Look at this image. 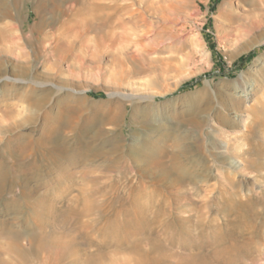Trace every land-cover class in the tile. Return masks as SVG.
<instances>
[{"label":"rangeland","instance_id":"rangeland-1","mask_svg":"<svg viewBox=\"0 0 264 264\" xmlns=\"http://www.w3.org/2000/svg\"><path fill=\"white\" fill-rule=\"evenodd\" d=\"M40 1L26 3L23 10V17L28 18L26 23L35 22L36 11L45 18L51 16L48 2ZM228 1L186 0L183 21L173 28L174 34L182 35L178 39L180 43L177 41L176 48H168L163 53L139 56L130 51L132 54L124 55L109 47L102 49V53L91 44L83 53V60H73V66L80 64L81 67H69L65 62L61 66L63 70L57 72L53 69L55 60L48 58L47 52L36 54L40 56L36 64L32 47L27 48V52L31 51L29 63L34 80L47 84V91L43 93L50 96L44 110H37L32 122L30 93L33 88L35 92L41 88L31 82L16 83L12 79L29 80L0 69V165L29 171V178L0 200V219L16 215L24 220L23 226H31L37 232L41 226H63L62 216L70 208L92 204L91 215L72 217L68 226H90L93 234L105 226H173L177 235L187 236L191 243L197 244L191 253L198 251L195 254L202 255L210 254L215 247L211 236L202 234L215 231L222 235L225 248L236 250V253H227L217 264H264V129H261L264 128V86L261 84L257 94L244 105L235 98L232 84L264 51V42L251 45L264 39V18L262 25L251 34L236 30L235 25L231 28L225 13ZM229 32L232 37H227ZM115 50L118 56L122 54V60L117 58ZM170 53L180 55V59L183 55L193 57L186 62L185 56L186 64L165 78L160 73L164 62L172 58ZM13 61V58L7 59L5 67ZM207 81L212 85L211 90L205 87ZM59 87H63L61 101L57 97ZM108 91L117 92L122 98L132 96V92L134 96L152 95L154 102L170 101V106L141 113L149 123V130H141L137 125L141 119L133 117L132 105L120 110L119 103L109 99ZM141 104L147 102L144 100ZM236 113L238 118H234ZM245 116L250 133L244 130V125H237L238 119ZM239 130L245 134L238 133ZM51 132H57L53 147L40 149L39 144ZM177 139L182 142L178 148L174 144ZM198 139L205 141L206 150L195 147ZM132 141L147 145H129ZM29 142L34 144L31 150H28ZM64 142L69 144L65 146L71 158L56 147ZM17 155L25 158L30 155L31 167L26 162L18 163ZM244 160L263 164L251 168ZM231 161L240 162V167L232 168ZM66 164H70L66 177L45 186L44 177ZM29 189L33 191L31 198L23 197L20 192Z\"/></svg>","mask_w":264,"mask_h":264},{"label":"bare ground","instance_id":"bare-ground-1","mask_svg":"<svg viewBox=\"0 0 264 264\" xmlns=\"http://www.w3.org/2000/svg\"><path fill=\"white\" fill-rule=\"evenodd\" d=\"M43 1H45V3L48 2V4L46 5L51 8H49L51 10V16L49 18H45L40 14V12L36 11L35 22L31 24V22L26 23L25 19L27 20L28 18L23 17L24 7L26 3L31 2V0H0V69L3 71H13L21 77L28 78L29 80L25 82L26 79H12L16 83L19 82L26 84L27 82H31V84L39 86V88H41L36 92L34 91L35 88H33L30 93L32 94L30 107L31 122L34 119L37 110H44L45 105L50 99V96L49 93H43L47 91L45 90V86L47 84L36 83V81L34 80L35 74L34 72H32L31 65L29 63L31 51L27 52V48L32 47V54L34 57L33 60H35L36 64H38L37 60L40 57H38V55L36 54H39L41 51L47 52V54H49L48 58L52 57L55 60V67L53 69L57 70L58 72L59 70H63L61 66L65 62L69 64V67H75L73 66V60H75V58L82 59L83 53L89 50L91 44L96 50H101V52L103 51L102 49L109 47L111 49L118 50L122 54L125 53L128 55L129 53L132 54L134 52L136 53V55L142 56L150 52L163 53L168 48H176L180 43L178 39L182 36L181 35L178 37L176 35L177 33L174 34L173 28L174 26L179 25L180 21L183 19L182 13L184 11L186 0H42L40 2ZM263 4L264 0H230L226 2L228 8L226 9L225 13L229 22V27L232 28L235 25V29L238 31L241 30V32L244 30V34H251V32L253 33V31L257 30L262 25V21L264 18ZM221 9L222 8H220V10ZM6 20H11V22H7ZM47 27H50L51 29L49 31H46L45 29ZM231 28L229 29L231 30ZM231 35V32H229L227 34V37H232ZM237 36L238 38L241 37L239 36V34ZM177 41L179 42L178 44ZM263 42L264 39L260 38L253 42L251 45L253 46L256 44H261ZM44 43H46V45H44ZM179 47H181V45ZM130 51L133 52L131 53ZM183 53L181 52V54ZM116 54L117 58L121 59L122 54L119 56L118 53ZM154 54L155 53H153V55ZM170 55L172 56L171 53ZM126 56H124V58ZM185 56L187 58L186 62L192 60L193 56L191 57L189 55H183L182 59L179 58L181 57L180 55L179 57H176L175 55L172 56V58L169 57L164 62V66L161 69L162 72L160 73V75L165 77V75L172 71H178L182 67V65L186 64L183 62V58L185 59ZM6 58H13L14 60L11 65L8 66L10 68L5 67L7 61ZM86 58L88 57L86 56ZM156 58H158L157 60L160 61L159 57H155V59ZM135 59L139 60V58ZM129 60L127 61L129 62ZM118 61L116 62L115 60V64L118 63ZM75 62L77 63V61ZM157 62L155 65L159 64ZM80 63L82 64V61ZM119 63H121V61H119ZM79 65L77 66L79 67ZM84 66L85 65H83V67ZM153 67L155 69V66ZM93 69L95 68L93 67ZM172 73H170L169 75H171ZM257 74L260 75L259 79H256L253 76H257ZM156 79L158 78L156 77ZM8 80H11V78H7V81ZM232 84L235 86L234 95L237 101H242L244 105L247 104V102L257 94V89H259V86L261 84L264 86V51L255 58L252 65L247 71H244L232 81ZM205 87L209 88V90L212 89V85L209 81H207ZM61 90H63V87L58 88V101H61L64 97H59V95L61 94ZM131 94L132 96L122 98L117 92H107L109 99H114L115 102L119 103L120 110L123 111L124 109H126L128 107V104L132 105L133 117H139V119H141V122L135 119L137 120V125L141 128V130H149V128H147V125L149 123H147V120L143 118V114L141 115V113L145 112V110L156 112L166 108V106L170 104V101L154 102V96L152 95L143 97L140 94H136L134 96L133 92ZM144 100L147 102L146 105L141 104ZM237 106L239 107L240 103H238ZM235 115L236 116H234V118H238L237 115L239 114L236 113ZM245 122L246 116L245 118L242 117L241 119H238L237 125H242V127L244 125V130H247V132L249 131V133L252 132L250 126L245 125ZM259 123L261 124V122ZM238 133L243 134L244 132L242 130H239ZM231 137L233 136L231 135ZM56 138L57 132H51V134L46 137V140L39 144L40 149L53 147L51 146V144ZM204 142H202L201 139H198L195 147L199 149L207 148ZM65 143L66 142H64L63 145H56V147L63 149V152L65 153L64 155L71 158V154L67 148L68 146H65L69 144ZM143 143L145 142L132 141L128 144L138 147L147 145H143ZM181 143L182 142L177 139L175 140L174 144L177 147ZM33 145L34 144H31L30 148L28 146V150H31V148L33 149ZM156 145L157 143L154 145V148L156 147ZM255 149L256 148H254L253 152L251 149H249V153H254ZM54 152L58 153L56 151ZM208 152H210V150ZM241 155L244 156L243 154ZM17 160H19L17 161L18 163L26 162L28 163V166L31 167L32 158L30 155L26 158L25 156H18ZM47 160L51 159L49 158ZM69 165L70 164H66L56 173L48 177H44L45 186H48L50 181L52 183L53 181L56 182L57 180L63 179V177L65 178L66 172H68L70 169ZM229 165L234 169H238L240 167V162L231 161ZM245 165L251 168H255L259 165V163L254 160H246ZM261 165H259V167ZM28 174L29 171L23 167L17 168L16 166L12 168H3L0 165V200L7 196V194L9 195L10 193H13L11 191H14V188L16 186H21L20 184L22 183V181H25L29 178ZM89 179L90 178H88V180ZM231 186L233 187L234 185ZM88 191L87 193H89ZM20 193H22L23 197L25 198H31V194H33V191L31 193V189H29V191L24 192L23 190ZM224 198L225 197H223V199ZM83 201H80L78 203L84 204L85 201ZM72 203H74V201H72ZM72 203H70V205ZM28 205V207L31 208V203ZM90 205L92 204H84V206H81L82 208L80 207V209L70 208L67 213L65 211L64 213L66 214L62 216V225H65V223H67L68 220L72 217L79 218L80 216H82L83 218V215H91L93 212H91L92 208ZM12 220H16L17 222L12 223ZM23 222L24 220L16 215H14L12 218H5L4 220L0 219V264H217V262H220L227 253L232 251H234L233 253H236L235 248L233 250L230 247L225 248L222 245V235L220 234V232L215 231L213 233L207 232L205 234H202V236L210 235L212 241L215 244V247L212 249V252L210 254L202 255L195 254L198 252L197 250V252L191 253L193 249H195L194 247L197 244L191 243L187 236L177 235V229H173V226H154L150 228L139 226H105L99 227L96 233L93 234V232L91 233V229L89 228L90 226H84L83 224V226L80 227L68 226L69 223H67V226H61V224L59 226H41L38 227L40 229L35 232L31 229V226H23ZM44 223H46V221ZM58 223H60V221Z\"/></svg>","mask_w":264,"mask_h":264}]
</instances>
